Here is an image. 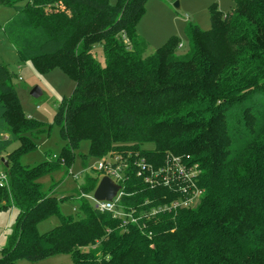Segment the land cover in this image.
<instances>
[{
    "label": "trees",
    "instance_id": "trees-1",
    "mask_svg": "<svg viewBox=\"0 0 264 264\" xmlns=\"http://www.w3.org/2000/svg\"><path fill=\"white\" fill-rule=\"evenodd\" d=\"M146 2L0 0L15 11L3 31L19 58L39 74L60 68L75 83L54 118L66 144L61 154L28 167L22 158L47 127L24 115L0 61L7 176L0 211L18 212L0 264L60 254L73 264H264V0H234L227 14L212 6L210 30H186V55L172 37L149 58L136 31ZM97 44L104 66L93 54ZM84 141L90 157L120 155L131 168L143 159L157 169L168 157L197 165L199 203L126 230L83 198L82 218L61 216L54 188L45 191L39 180L70 165ZM99 177L87 178L82 193L93 192ZM125 191L122 205L138 211L179 198L131 173ZM54 215L59 226L40 234L37 226Z\"/></svg>",
    "mask_w": 264,
    "mask_h": 264
},
{
    "label": "rangeland",
    "instance_id": "rangeland-1",
    "mask_svg": "<svg viewBox=\"0 0 264 264\" xmlns=\"http://www.w3.org/2000/svg\"><path fill=\"white\" fill-rule=\"evenodd\" d=\"M119 0H110L112 6H116ZM179 6H174L171 0H147L145 12L137 24V34L146 42L147 48L143 54L149 58L161 48L170 38L176 37L180 47L177 50L179 56L189 52L190 46L186 35L189 26H197L202 31L211 29L212 6H215L223 14H227L234 7V0H177ZM15 11L9 7L0 6V61L9 71L11 82L15 89V95L24 115L30 120L43 123L47 130L34 138L36 149L25 155L21 163L28 167L38 166L52 156L58 157L65 142L60 137L58 126L55 125V115L64 98H70L75 83L60 68L52 69L45 74L36 72L31 63L23 62L15 48L6 37L3 27L14 17ZM96 60L105 65V58L100 44L93 48ZM38 88L42 92L39 98H33L31 92ZM13 144L8 152L18 147ZM89 143L84 141L80 149L75 152L70 165L51 175L39 180L45 191L54 188L53 195L59 199V214L64 217L72 216L75 219L82 218L79 211L82 188L86 187L87 178H98V158L89 156ZM146 150H152V145H145ZM82 156H87L83 161ZM4 158L0 156V178L5 176ZM87 194L92 195V192ZM93 204L92 201H89ZM18 216L17 210L10 208L0 211V251L6 247ZM60 218L54 215L37 226L38 232L44 234L59 226ZM17 264H73L72 258L67 254L55 255L37 263L25 260Z\"/></svg>",
    "mask_w": 264,
    "mask_h": 264
},
{
    "label": "built area",
    "instance_id": "built-area-1",
    "mask_svg": "<svg viewBox=\"0 0 264 264\" xmlns=\"http://www.w3.org/2000/svg\"><path fill=\"white\" fill-rule=\"evenodd\" d=\"M123 41L127 49H131L130 41L123 36ZM53 156V159H56ZM98 165L99 180L98 184L104 177L119 186V190L111 201H99L93 194L82 193L79 198L92 201L93 208L100 213L109 214L115 220H118L123 230L130 226H140L146 221H153L161 215L177 212L178 210L193 209L197 206L202 196V191L197 188L196 180L199 173L197 165H188L179 157H168L166 163L160 168H153L143 159L134 163L131 168L128 158L120 155L108 156L100 159ZM62 164L65 162L62 161ZM134 168V169H133ZM130 173L141 178L144 183L152 188L164 187L169 188L173 193L179 196L178 199L165 204L150 207L138 211L133 208L124 207L122 200L127 196L125 183L128 181ZM7 183V176L0 178V184ZM148 205V202L145 203Z\"/></svg>",
    "mask_w": 264,
    "mask_h": 264
},
{
    "label": "water",
    "instance_id": "water-1",
    "mask_svg": "<svg viewBox=\"0 0 264 264\" xmlns=\"http://www.w3.org/2000/svg\"><path fill=\"white\" fill-rule=\"evenodd\" d=\"M174 6L177 8L179 6L178 2H175ZM31 96L33 98H39L42 96V92L40 89L35 88L31 92ZM118 190H119V186L115 185L111 181V179L104 177L99 182V184L95 190L94 196L99 201H111L114 198V196L116 195V193L118 192Z\"/></svg>",
    "mask_w": 264,
    "mask_h": 264
}]
</instances>
